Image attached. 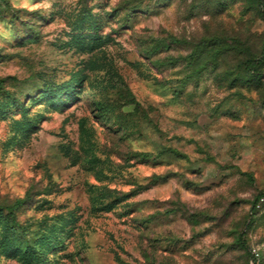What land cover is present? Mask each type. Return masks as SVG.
I'll use <instances>...</instances> for the list:
<instances>
[{"label":"rangeland","instance_id":"1","mask_svg":"<svg viewBox=\"0 0 264 264\" xmlns=\"http://www.w3.org/2000/svg\"><path fill=\"white\" fill-rule=\"evenodd\" d=\"M263 49L258 0H0V264H264Z\"/></svg>","mask_w":264,"mask_h":264},{"label":"trees","instance_id":"2","mask_svg":"<svg viewBox=\"0 0 264 264\" xmlns=\"http://www.w3.org/2000/svg\"><path fill=\"white\" fill-rule=\"evenodd\" d=\"M259 4H260V9L263 13L264 16V0H258ZM264 60V49L262 51L261 54L254 56V57H250L248 58L245 62V68L248 72L251 73H259V65L263 62ZM149 155V154H146ZM261 194H259L254 201V206H255V202L256 199L260 196ZM22 200L21 199H16L13 204L11 205H3L1 206V208L6 209V216H7V220L11 223L14 224L16 222V209L17 207L21 204Z\"/></svg>","mask_w":264,"mask_h":264},{"label":"built area","instance_id":"3","mask_svg":"<svg viewBox=\"0 0 264 264\" xmlns=\"http://www.w3.org/2000/svg\"><path fill=\"white\" fill-rule=\"evenodd\" d=\"M264 205V193L261 194L255 202V208H262ZM252 264H262L261 255L259 248L256 246L252 247Z\"/></svg>","mask_w":264,"mask_h":264}]
</instances>
